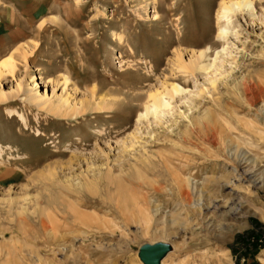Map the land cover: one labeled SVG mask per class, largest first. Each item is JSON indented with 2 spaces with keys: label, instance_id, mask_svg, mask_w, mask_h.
<instances>
[{
  "label": "rangeland",
  "instance_id": "374dc122",
  "mask_svg": "<svg viewBox=\"0 0 264 264\" xmlns=\"http://www.w3.org/2000/svg\"><path fill=\"white\" fill-rule=\"evenodd\" d=\"M231 1L0 0V264H264V0Z\"/></svg>",
  "mask_w": 264,
  "mask_h": 264
},
{
  "label": "bare ground",
  "instance_id": "6f19581e",
  "mask_svg": "<svg viewBox=\"0 0 264 264\" xmlns=\"http://www.w3.org/2000/svg\"><path fill=\"white\" fill-rule=\"evenodd\" d=\"M252 5V0H235V1H231L229 4H226L223 8V12L226 14L227 12H231V11H237L239 8H243V9H248L250 8V6ZM229 16V15H228ZM228 30L223 27L221 28V34H225L227 33ZM223 51V50H222ZM222 51H218L217 52V55L219 53H221ZM204 52H200V55L199 57H202L204 56ZM217 55L216 57L214 58V61L213 63H208V64H203V63H199L200 64V67L198 65L199 68L198 69H205V70H210L213 66H215L216 62H217ZM198 58V57H197ZM201 59V58H200ZM197 62V61H196ZM199 62V61H198ZM198 64V63H197ZM203 64V65H202ZM15 62L13 59L11 60H8L6 61L2 67H0V74L2 72H14L15 70ZM196 67V66H195ZM195 69V68H194ZM202 71V70H201ZM168 87V86H167ZM170 88V87H169ZM157 91V90H156ZM185 89L179 85V84H174L172 85V87L170 89L167 88V90L165 91H158V92H153L154 94H151L150 95V98L151 100H149L146 105L144 106L145 107V111H142L140 114H139V119L140 118H145L147 116H149L151 113H154L156 110L158 109H161V108H166L168 106H170V99H167V98H174L175 97V94H178V93H182L184 92ZM149 98V96H148ZM148 100V99H147ZM253 129V128H252ZM257 129V128H256ZM218 133V132H217ZM213 140V139H212ZM216 143H218L219 145H224V135L222 133H220V135L217 136V138L214 140ZM221 146V147H222ZM1 154V153H0ZM241 154H244V155H241ZM240 155H238V157H236L234 163L235 165L233 166L234 169L238 170L239 171V174H237V172H235V174H237L236 176L237 177H241L243 179H246V176H247V170L245 169L246 167H250V166H253V167H257L258 166V162L256 160H252L249 158V156L247 155V153H241ZM231 155V154H230ZM246 164V165H245ZM243 165H245L244 167H242ZM116 169L113 168L110 170L111 171H115ZM112 173V172H111ZM107 174H110V173H107ZM174 174V173H173ZM112 175V174H111ZM113 176V175H112ZM107 177V176H106ZM234 178V177H233ZM236 178V177H235ZM110 181L112 182V184H114V180L116 179V176L114 177H111L110 176ZM250 180L251 178L248 177L247 180ZM174 181L176 183V190H177V196L181 197L182 199L184 200H188L189 198V192L187 190V185L188 183H190V179H184L182 178L179 174L178 175H175L174 177ZM231 181V180H230ZM239 181V180H238ZM110 182V183H111ZM228 183H223L222 185L223 186H230L228 185ZM232 184V183H231ZM85 187V186H84ZM189 187V186H188ZM86 188L92 192V193H96V189L94 187V185L92 184H89L88 185L86 184ZM119 190V187H117ZM232 188V187H231ZM234 188V187H233ZM154 190L155 192L158 194V195H161L163 190H161V188L159 187H154ZM83 192V191H82ZM110 196H115V193H113L111 190H110ZM227 195V194H226ZM119 201V200H118ZM214 203L217 204L218 200H213ZM118 203V202H117ZM212 204V205H209L206 207L207 208H214L215 210H213V212L216 211V205L215 204ZM186 205V204H185ZM117 207V206H116ZM157 207V206H156ZM117 211L120 213V215H122L123 219L126 220V222L128 221L129 222V218L127 216V214L125 213V210L123 209V207L118 203V207H117ZM193 208V207H192ZM232 209H235V208H231L230 210L228 211H225L224 212V215L225 216H231L234 214L235 210H232ZM142 210V209H141ZM156 213L159 212V208L157 207L156 208ZM68 213L72 214V216H74L72 219V222H74V224L77 225V227H79L78 225H83L87 228L90 227V224L91 223H94V221L97 219V217H95V215L93 214H89V213H86L85 211L81 210L80 208L76 209V208H71L69 207V212H67V216ZM202 213V212H201ZM70 223L69 222H66L64 224V226H70L69 225ZM42 225L45 229H48L49 228V225L48 223H46L44 220L42 221ZM55 227V225H54ZM61 228L60 225H58L57 227V231H59ZM52 233V232H51ZM49 235V234H48ZM40 259V258H39Z\"/></svg>",
  "mask_w": 264,
  "mask_h": 264
},
{
  "label": "water",
  "instance_id": "95a60500",
  "mask_svg": "<svg viewBox=\"0 0 264 264\" xmlns=\"http://www.w3.org/2000/svg\"><path fill=\"white\" fill-rule=\"evenodd\" d=\"M171 249L172 245L165 241L144 243L139 249V257L144 264H163Z\"/></svg>",
  "mask_w": 264,
  "mask_h": 264
}]
</instances>
